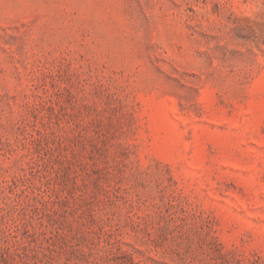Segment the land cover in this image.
<instances>
[{
  "label": "rangeland",
  "instance_id": "374dc122",
  "mask_svg": "<svg viewBox=\"0 0 264 264\" xmlns=\"http://www.w3.org/2000/svg\"><path fill=\"white\" fill-rule=\"evenodd\" d=\"M0 264H264V0H0Z\"/></svg>",
  "mask_w": 264,
  "mask_h": 264
}]
</instances>
